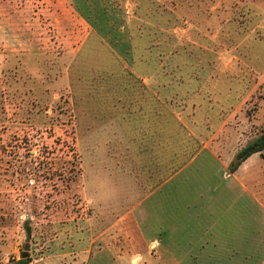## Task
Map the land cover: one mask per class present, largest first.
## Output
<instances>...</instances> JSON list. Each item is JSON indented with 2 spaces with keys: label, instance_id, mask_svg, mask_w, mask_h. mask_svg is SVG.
<instances>
[{
  "label": "rangeland",
  "instance_id": "obj_1",
  "mask_svg": "<svg viewBox=\"0 0 264 264\" xmlns=\"http://www.w3.org/2000/svg\"><path fill=\"white\" fill-rule=\"evenodd\" d=\"M263 131L264 0H0V264H264Z\"/></svg>",
  "mask_w": 264,
  "mask_h": 264
},
{
  "label": "crops",
  "instance_id": "obj_2",
  "mask_svg": "<svg viewBox=\"0 0 264 264\" xmlns=\"http://www.w3.org/2000/svg\"><path fill=\"white\" fill-rule=\"evenodd\" d=\"M111 102V100H109ZM109 101H108V105H109ZM106 104V103H105ZM122 110V108H121ZM263 153V152H262ZM261 153H257V154H254L252 155L251 157H249L246 161H244L238 168L237 170H235L233 173L235 176V180H236V175L240 172V168L242 165H244L246 162H248L250 159H255V157L257 155H259ZM262 171V174H264V170H261ZM261 173V172H260ZM250 192H248V205H249V209H247V212L253 216V219H250L252 221V223H255L256 219V210L258 211L259 210V207L262 208V216H263V220H264V187L262 190L259 191V189H256V188H253V191H252V188L249 189ZM259 212V211H258ZM261 215V214H260ZM262 221V220H261ZM263 222V221H262ZM160 231V234L162 235V237H165V239L167 240L168 237L171 236V233H170V229L168 228H164V227H161L159 229ZM160 235V237H161Z\"/></svg>",
  "mask_w": 264,
  "mask_h": 264
},
{
  "label": "trees",
  "instance_id": "obj_3",
  "mask_svg": "<svg viewBox=\"0 0 264 264\" xmlns=\"http://www.w3.org/2000/svg\"><path fill=\"white\" fill-rule=\"evenodd\" d=\"M264 151V131L256 139L250 142L246 147H244L236 156V161L231 165L230 172L233 173L244 161L254 154L262 153ZM27 232L29 228L27 227ZM31 262L30 258L20 259L15 262V264H29Z\"/></svg>",
  "mask_w": 264,
  "mask_h": 264
},
{
  "label": "water",
  "instance_id": "obj_4",
  "mask_svg": "<svg viewBox=\"0 0 264 264\" xmlns=\"http://www.w3.org/2000/svg\"><path fill=\"white\" fill-rule=\"evenodd\" d=\"M28 249H29L28 245L25 246V251H27ZM26 257H27V253L24 252V253L22 254V256H21V259H26Z\"/></svg>",
  "mask_w": 264,
  "mask_h": 264
}]
</instances>
